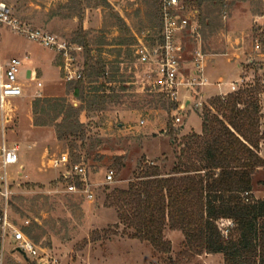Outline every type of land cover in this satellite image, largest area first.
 <instances>
[{"label":"rangeland","instance_id":"obj_1","mask_svg":"<svg viewBox=\"0 0 264 264\" xmlns=\"http://www.w3.org/2000/svg\"><path fill=\"white\" fill-rule=\"evenodd\" d=\"M3 1L31 29L70 44L80 34L93 55L102 51L101 58L118 66L121 79L134 83V86L125 84L130 89L120 95L117 103L80 112L77 118L81 126L76 132L58 129L56 124L60 120L52 121L51 115H33L36 82L26 80L23 72H36V79L43 85L42 98H71L67 97L68 81L64 79L62 60L29 39L0 29V63L23 59L19 82L25 94L7 103L10 121L4 130L7 147H17L19 155L18 165L10 167L14 223L21 225L29 220L34 242L57 258L58 264H224L222 255H184L185 239L179 231H164L165 240L171 244L168 254L155 253L149 244L122 236L124 228L119 224L117 210L107 207L106 197L114 191L126 190L144 162L160 166L165 173L171 171L175 152L184 149L185 140L194 134L201 135L208 116L211 119L219 114L216 106H210L220 92L217 83H222L221 92L227 96L228 83H235L238 90L258 85L261 140L257 152L264 161V53L259 43L264 33V0H223L221 6L214 8L198 7L195 0H188L190 10L198 12L195 19L199 36L184 34V62L189 67L196 53L201 52L209 85L200 94H183L192 104H202L183 112L162 96L160 88L148 92L151 84L143 74L146 70L135 67L134 45L145 32L154 36L158 27L157 0H106V5L101 0ZM256 12L263 15L255 16ZM206 16L218 18L214 20L217 29L208 27V22L201 25ZM73 46L81 47L80 51L72 52L74 68L83 71L86 51L83 46ZM52 60L60 71L50 69ZM106 71H111L110 65ZM71 104L75 109L81 106L73 99ZM175 118L181 122L175 123ZM141 121L145 123L141 125ZM90 147H94V153L84 164ZM61 154H68L71 161L78 155L80 163L89 168L96 185L93 202L63 193L62 169H53L48 162ZM95 157L102 159L92 163ZM120 159L122 168L117 166ZM110 170L114 172V181L107 185L105 174ZM248 198L264 200V168L254 174ZM217 226L228 236L234 227L230 220H219ZM116 231L115 236L107 234ZM7 264L30 262L14 254Z\"/></svg>","mask_w":264,"mask_h":264},{"label":"trees","instance_id":"obj_2","mask_svg":"<svg viewBox=\"0 0 264 264\" xmlns=\"http://www.w3.org/2000/svg\"><path fill=\"white\" fill-rule=\"evenodd\" d=\"M101 1L107 4L106 0ZM195 2L198 7L214 8L221 6L223 0ZM262 15L255 13V16ZM217 19L206 16L201 25L208 22V27L217 29L214 24ZM260 37L264 53V33ZM82 40L79 34L71 42L86 51L84 80L66 82L67 97L71 98H39L32 104L34 116L51 115L52 121L60 120L56 124L58 129L75 132L81 126L77 118L80 112L117 103L120 95L130 89L125 84L134 86L133 82L121 79L118 66L101 58L102 51L93 55ZM109 65L111 71L108 72ZM257 89L258 85L211 100L210 106H216L219 114L211 119L208 116L201 135L194 134L185 140L184 149L175 152V165L169 173L160 166L144 162L126 190L114 191L106 197L107 207L117 210L119 224L124 228L122 236L149 244L155 253L168 254L171 244L165 240L164 231L169 229L184 236L186 250L183 254L186 256L222 255L224 264H264V200L248 198L254 174L264 168V161L257 152L261 140ZM153 90L152 85L147 89L150 93ZM72 99L80 103L78 109L73 108ZM206 112L210 114L207 108ZM93 153L94 147H90L84 164ZM101 159L95 157L90 161L98 163ZM80 160L77 155L72 162L80 163ZM117 166H124L121 159ZM244 194H248L247 197ZM219 220L232 221V234L222 233L217 226ZM25 233L34 241L29 228ZM107 234L115 236L117 231Z\"/></svg>","mask_w":264,"mask_h":264},{"label":"built area","instance_id":"obj_3","mask_svg":"<svg viewBox=\"0 0 264 264\" xmlns=\"http://www.w3.org/2000/svg\"><path fill=\"white\" fill-rule=\"evenodd\" d=\"M158 27L154 36L145 32L133 48L135 67L146 70L143 74L149 83L160 88L166 98L176 105L178 111L183 112L189 108H200L202 104H192L190 99H184L183 94L196 92L200 94L203 87L209 85L204 73V55L197 52L189 67L184 62L183 36L190 33L199 36V25L195 19L197 10H190L188 0H157ZM193 18V19H192ZM6 29L16 35L25 37L30 41L52 51L59 56L63 64L64 79L66 81L84 80L83 71L74 68L73 51H80L81 47H75L57 36L40 30H34L23 24L13 12L12 8L3 0H0V29ZM259 50V45L255 46ZM26 58V57H25ZM23 59L12 58L7 63H0V264H7V259L14 254L21 256L23 260L33 264H58L57 258L48 251L39 247L29 238L25 229L30 225L29 220H24L21 225L14 223L12 218L11 198L13 196L10 167L19 163L18 148L7 147L5 143V126L10 121L6 110L10 100L22 98L25 94L20 85L19 75ZM26 80L35 81L36 99L42 98L40 92L42 84L36 79V74L31 71L23 72ZM228 93L235 94L239 90L235 83L227 84ZM222 83L216 87L220 91L217 97L225 98L227 94L221 92ZM198 91V92H197ZM184 92V93H183ZM180 118H175V123H180ZM145 122L141 121V125ZM53 169H62L60 174L63 193L78 195L87 202L94 201L96 185L91 180L90 170L81 163H74L68 154H61L49 159ZM114 181V172L107 171L105 184ZM246 196L248 194H245Z\"/></svg>","mask_w":264,"mask_h":264},{"label":"crops","instance_id":"obj_4","mask_svg":"<svg viewBox=\"0 0 264 264\" xmlns=\"http://www.w3.org/2000/svg\"><path fill=\"white\" fill-rule=\"evenodd\" d=\"M50 69H53V68H56L57 70H59L60 71V69L59 68H57L56 66H54L53 65V60L52 61H50ZM31 71H33V70H31ZM35 74H36V72L35 71H33ZM42 87H43V85H42ZM208 89V88H207Z\"/></svg>","mask_w":264,"mask_h":264}]
</instances>
